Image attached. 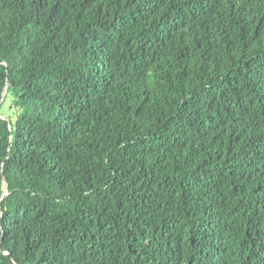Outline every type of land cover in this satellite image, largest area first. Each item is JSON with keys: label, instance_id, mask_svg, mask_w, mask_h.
<instances>
[{"label": "trees", "instance_id": "1", "mask_svg": "<svg viewBox=\"0 0 264 264\" xmlns=\"http://www.w3.org/2000/svg\"><path fill=\"white\" fill-rule=\"evenodd\" d=\"M6 89L0 264H264V0H0Z\"/></svg>", "mask_w": 264, "mask_h": 264}, {"label": "water", "instance_id": "2", "mask_svg": "<svg viewBox=\"0 0 264 264\" xmlns=\"http://www.w3.org/2000/svg\"><path fill=\"white\" fill-rule=\"evenodd\" d=\"M6 96H7V89L5 90V92H4V94H3V99H2V102H1V104H0V108L2 107L3 103H4L5 100H6ZM4 184H6L7 187H8V183H7V180H6L5 178H4Z\"/></svg>", "mask_w": 264, "mask_h": 264}, {"label": "rangeland", "instance_id": "3", "mask_svg": "<svg viewBox=\"0 0 264 264\" xmlns=\"http://www.w3.org/2000/svg\"><path fill=\"white\" fill-rule=\"evenodd\" d=\"M5 111H8L10 109V102L8 101L4 106Z\"/></svg>", "mask_w": 264, "mask_h": 264}]
</instances>
